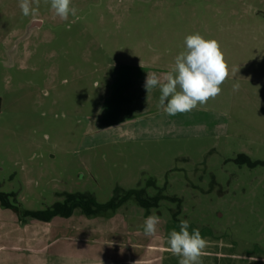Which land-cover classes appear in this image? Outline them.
<instances>
[{"label":"rangeland","instance_id":"rangeland-1","mask_svg":"<svg viewBox=\"0 0 264 264\" xmlns=\"http://www.w3.org/2000/svg\"><path fill=\"white\" fill-rule=\"evenodd\" d=\"M72 6L77 16L63 21L50 0H39L36 16L22 15L19 0H0V191L41 211L66 193L107 203L118 188L155 178L182 199L190 232L212 242L206 254L264 264V0ZM36 19L42 27L26 37ZM194 33L216 39L239 70L215 99L170 116L158 107L160 89L147 93V72L169 71ZM130 205L128 215L145 212ZM176 207L163 202L165 221ZM6 231L0 222V246L11 241Z\"/></svg>","mask_w":264,"mask_h":264},{"label":"crops","instance_id":"crops-1","mask_svg":"<svg viewBox=\"0 0 264 264\" xmlns=\"http://www.w3.org/2000/svg\"><path fill=\"white\" fill-rule=\"evenodd\" d=\"M79 211L68 219L22 224L13 213L4 216L0 207V222L8 225L3 237L11 239L0 246L11 250L0 264H179L180 258L167 251L170 232L179 231L173 219L160 218L156 234L147 236L144 213L89 219ZM240 259L212 252L202 257L203 264H236Z\"/></svg>","mask_w":264,"mask_h":264},{"label":"clouds","instance_id":"clouds-1","mask_svg":"<svg viewBox=\"0 0 264 264\" xmlns=\"http://www.w3.org/2000/svg\"><path fill=\"white\" fill-rule=\"evenodd\" d=\"M38 5L39 0H19V8L24 16H36ZM50 5L55 16L63 21H68L69 16H77L78 10L72 6V0H50ZM184 45V50L175 57L169 71L161 76L147 72L144 84L147 93L157 87L160 89L158 107L170 116L190 112L215 99L220 95L225 80L239 70H230L216 39H206L194 33L185 37ZM140 66L143 68L142 62ZM239 87L238 82L234 83L233 91H238ZM159 222L160 217L154 211L147 216L142 225L145 235L154 236ZM189 228V221L181 219L179 231L173 229L169 234L167 251L180 258L179 264H203L207 240L202 237L199 228L191 232Z\"/></svg>","mask_w":264,"mask_h":264},{"label":"trees","instance_id":"trees-1","mask_svg":"<svg viewBox=\"0 0 264 264\" xmlns=\"http://www.w3.org/2000/svg\"><path fill=\"white\" fill-rule=\"evenodd\" d=\"M241 159L243 163L252 164L247 156H242ZM150 188L152 189L151 192L148 191ZM63 196L64 199L62 201L55 203L45 210L29 211L21 209L15 194H8L0 191V205L4 209L15 212L22 224L31 221L51 222L55 218L68 219L73 216L76 210H80L81 213L89 219H95L111 218L118 214L122 207H127L128 215L130 212L128 209V207L131 206L130 203L133 204L132 206L145 210L144 217L146 218L153 214V211L160 218H164L161 207L165 201L177 204L176 209L169 208V211L178 228L180 220L183 219L182 199L177 195L169 194L167 184L165 183L164 186H160L155 178H151L147 181L146 185L140 184L136 188H118L115 191V196L107 203H99L95 195L91 192L75 194L66 193Z\"/></svg>","mask_w":264,"mask_h":264},{"label":"water","instance_id":"water-1","mask_svg":"<svg viewBox=\"0 0 264 264\" xmlns=\"http://www.w3.org/2000/svg\"><path fill=\"white\" fill-rule=\"evenodd\" d=\"M41 25H42V21H40V20H33L32 23L29 26L28 32H29V30L33 29L34 27H36V26L39 27Z\"/></svg>","mask_w":264,"mask_h":264},{"label":"flooded vegetation","instance_id":"flooded-vegetation-1","mask_svg":"<svg viewBox=\"0 0 264 264\" xmlns=\"http://www.w3.org/2000/svg\"><path fill=\"white\" fill-rule=\"evenodd\" d=\"M36 20H37V19H36ZM29 26H30V25H29ZM39 27H42V25L39 26ZM36 28H38V26H36V27H34L33 29L29 30V32L27 31V35H26V37L29 36V35H31V33L33 32V30H35ZM28 29H29V28H28Z\"/></svg>","mask_w":264,"mask_h":264}]
</instances>
